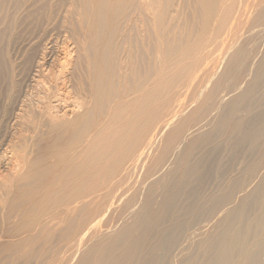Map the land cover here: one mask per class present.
I'll return each instance as SVG.
<instances>
[{
  "label": "bare ground",
  "instance_id": "1",
  "mask_svg": "<svg viewBox=\"0 0 264 264\" xmlns=\"http://www.w3.org/2000/svg\"><path fill=\"white\" fill-rule=\"evenodd\" d=\"M83 1L69 9L75 23L65 58L45 71L42 61L36 101H23L27 110L19 111L18 142L8 148L14 162L0 181V239L45 231L67 239L72 215L76 246L87 236L95 244L80 264H180L195 251L200 262L184 264H264V175L258 166H245L223 194L200 201L209 219H199L198 205L178 210L196 194L195 157L214 136L264 139V126L244 125L264 104V50L263 57L256 52L260 64H250L264 44V0H194L196 25L170 16L165 0ZM218 46L239 49L199 102L201 119L193 120L180 112L177 97L167 98L166 86L176 77L171 83L165 77L182 62L213 58L208 49ZM249 74L256 80L246 87ZM224 95L235 97L225 103ZM258 119L264 122V112ZM172 123L176 127L159 144ZM70 137L75 140L67 144ZM135 183L147 188L127 195ZM172 218L178 220L168 225ZM14 219L25 223L9 236ZM102 227L119 229L98 237Z\"/></svg>",
  "mask_w": 264,
  "mask_h": 264
},
{
  "label": "rangeland",
  "instance_id": "2",
  "mask_svg": "<svg viewBox=\"0 0 264 264\" xmlns=\"http://www.w3.org/2000/svg\"><path fill=\"white\" fill-rule=\"evenodd\" d=\"M75 1L0 0V181L10 171L12 167L11 162H14L9 146L14 140L15 143L18 142V137H16L19 129V125L16 124L17 117L20 116L21 111L27 110L24 106L28 104L32 106L31 102L36 101L34 98L36 99L38 96L36 94L38 91L35 88L38 79L35 76L37 75V70H40V67L45 64V67L42 68L45 71L50 67L52 61H55L56 64V60L64 59L66 55L63 52H67V39L71 38L68 41L70 44L73 42L72 37H70L72 29L70 24H74L75 21L72 22V20L75 19L74 14L71 16L72 13L70 14V11L72 7L74 8V6L78 5L76 3L84 2L83 0ZM165 2L169 4L168 13L170 16L173 15L180 18L182 24L189 23L196 25L198 11L194 0H165ZM70 27L71 29H69ZM52 45L54 49L51 47ZM252 46L249 47V51L254 50L255 46ZM55 47L58 48L56 49ZM261 47H257V51L253 52L255 60L250 61V64L254 65L252 69L260 64V60L263 57L264 44ZM234 48L238 50L239 46H233V48L229 46L212 47L208 49V52L212 51L211 57L213 56V58L208 57L204 61H202L203 59H197L193 61L192 65L188 61L182 62L177 69L172 70L165 77L167 82L176 77L172 83L170 82V86H166L169 101L177 97L181 103L180 112H183L185 116H189L193 120L201 119L198 114V104L209 93L212 83L221 75L226 62L235 54L236 50ZM183 49L186 50L187 48L183 47ZM73 50L72 58L75 59L74 57H77V49L75 50L74 48ZM55 52L57 53L55 54ZM256 52L260 53L262 57ZM49 53H52V55ZM151 58L155 59L153 53H151L149 59ZM42 61L45 62L43 63ZM196 61L201 63L195 66ZM42 63L43 65H41ZM57 68L59 67L55 65L54 73L59 70ZM181 69L186 70L181 71ZM152 73L154 74L153 69ZM255 80L256 77L253 74H249L246 78L245 86L253 85ZM262 94L263 92L258 94L255 99L260 98ZM234 97L232 95L225 96V103L231 101ZM23 101L29 102L28 104L25 103L27 104L25 105ZM22 106L25 110L21 109ZM222 106L223 104L220 106L219 113ZM263 112L264 104H260L245 119V127L248 129L263 127L264 122H260L258 119L259 115ZM175 127L176 123H172L167 128L159 138V144H162V141L166 140L167 134ZM211 129L210 127L203 128V131H198L197 135H202L205 131H210ZM231 138L232 140L223 136H214L210 140V143L203 147L206 149L202 151L201 155L195 157V159L199 158L200 173V176L192 184V188L195 189L196 194L191 198L183 199L179 203L178 210L181 214L189 206L198 205L199 212L203 214L199 219H207L208 216L204 215L200 201L208 199L212 195L223 194L233 180L241 178L244 175L243 169L247 165L258 166L259 172L264 175V150L262 149L264 139H260L256 143L249 141L241 143L238 137L232 136ZM74 140L75 138L73 137L67 138V144H70ZM9 155L11 156L9 157ZM155 178L157 176L151 180L153 181ZM135 184L136 187L134 188L133 185V189L130 192L128 191L127 195H131L137 189L140 190L142 188V185ZM146 188L147 185L142 189L145 190ZM253 188V186L247 187V193H250ZM69 192L70 190H67V198L69 197ZM247 204H251L250 199H247ZM170 210L173 211V208H170ZM246 211L250 213L251 209L247 207ZM177 220V218H172L168 222V225L175 223ZM13 221L15 222L11 223L10 227L7 226V235L9 236L13 235L25 223V221H18L17 219ZM130 221L128 220V222ZM243 221V218H241L236 223L234 230H241ZM74 223H76L74 216L70 215L67 217V239H64L60 235V232L49 233V231L39 232L34 236L24 234L19 237L13 238L11 236L0 239V259L2 258L0 264H80L83 262L85 254L94 251L95 244L94 238L87 236L81 248H78L76 246L77 239L70 231L74 227ZM16 226L19 228H16ZM117 229H113V231ZM108 231L107 227H102L101 234L98 237L104 236V234L114 235L115 233ZM194 242L195 240L192 241V243ZM66 243L67 247L64 248L63 246ZM169 252L172 253L171 250ZM197 256V251L191 255H185L180 264H184L191 258L199 261Z\"/></svg>",
  "mask_w": 264,
  "mask_h": 264
}]
</instances>
